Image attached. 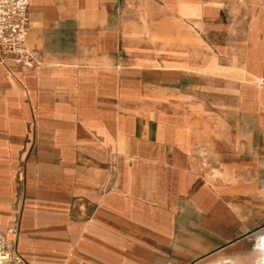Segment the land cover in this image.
Masks as SVG:
<instances>
[{
	"label": "crops",
	"instance_id": "crops-1",
	"mask_svg": "<svg viewBox=\"0 0 264 264\" xmlns=\"http://www.w3.org/2000/svg\"><path fill=\"white\" fill-rule=\"evenodd\" d=\"M29 22L37 63L0 65L10 246L264 264V0H30Z\"/></svg>",
	"mask_w": 264,
	"mask_h": 264
},
{
	"label": "built area",
	"instance_id": "built-area-1",
	"mask_svg": "<svg viewBox=\"0 0 264 264\" xmlns=\"http://www.w3.org/2000/svg\"><path fill=\"white\" fill-rule=\"evenodd\" d=\"M30 0H0V65L32 67L35 54L25 46L30 29ZM0 264H28L9 244L0 229Z\"/></svg>",
	"mask_w": 264,
	"mask_h": 264
},
{
	"label": "bare ground",
	"instance_id": "bare-ground-1",
	"mask_svg": "<svg viewBox=\"0 0 264 264\" xmlns=\"http://www.w3.org/2000/svg\"><path fill=\"white\" fill-rule=\"evenodd\" d=\"M260 239V238H259ZM259 248H262V249H264V239L262 240V242H261V245H260V247Z\"/></svg>",
	"mask_w": 264,
	"mask_h": 264
}]
</instances>
